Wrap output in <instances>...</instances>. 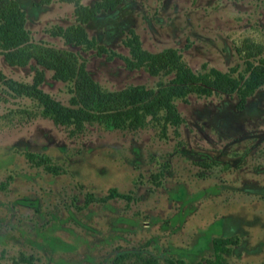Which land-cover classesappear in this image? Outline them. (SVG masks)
I'll return each instance as SVG.
<instances>
[{
  "label": "rangeland",
  "instance_id": "rangeland-1",
  "mask_svg": "<svg viewBox=\"0 0 264 264\" xmlns=\"http://www.w3.org/2000/svg\"><path fill=\"white\" fill-rule=\"evenodd\" d=\"M18 1L31 40L77 53L104 89L170 77L125 66L129 29L148 51L176 48L195 72L241 70L246 56H264V0H118L84 24L103 51L50 33L74 23L73 2ZM36 67L0 54V264H136L150 255L193 264L211 257L213 236L228 234L239 241L227 263L264 264V83L239 110L234 93L175 99L183 121L165 135L148 117L135 129L90 122L69 134L4 82L29 83ZM69 85L44 69L41 89L64 104ZM110 188L126 197L100 200Z\"/></svg>",
  "mask_w": 264,
  "mask_h": 264
},
{
  "label": "trees",
  "instance_id": "trees-1",
  "mask_svg": "<svg viewBox=\"0 0 264 264\" xmlns=\"http://www.w3.org/2000/svg\"><path fill=\"white\" fill-rule=\"evenodd\" d=\"M67 1L73 2L74 23L64 27L54 26L50 33L61 36L66 43L103 51L102 45L87 36L84 24L98 13L112 9L118 0H94L90 4H83L79 0ZM25 21V12L18 0H0V54L9 65L23 66L30 60L37 65L29 83L4 82L16 92L37 101L41 113L54 124L65 127L69 134L80 133L85 123L90 122L104 123L109 128L135 129L144 124L146 117L156 121L164 134L169 126L176 128L183 121L175 99H183L190 93L199 96L234 93L235 108L239 110L243 108L246 98L264 83V56L254 59L251 58L252 54L246 56L241 70L231 67L222 71L208 67L195 72L176 48L148 51L141 46L137 34L129 29L128 36L123 40L129 53L123 58L125 66L141 67L151 75L164 74L170 77L167 82L159 81L155 87L132 84L118 89H104L89 75L77 53L32 41ZM44 69L51 71L52 78L70 84L67 104L41 89ZM25 156L33 165L48 172H57L56 164L51 163L44 154L26 151ZM114 196L126 197L110 188L100 200ZM88 201L86 198L85 202ZM238 241L236 234L213 236L211 257L193 264H229L224 256L230 253ZM174 262L182 264L179 259ZM136 264H157V260L152 255L142 256Z\"/></svg>",
  "mask_w": 264,
  "mask_h": 264
}]
</instances>
